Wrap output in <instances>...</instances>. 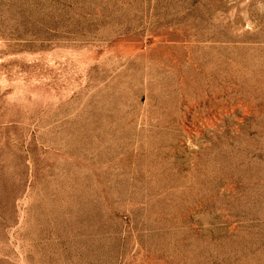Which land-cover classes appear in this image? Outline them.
<instances>
[{"label": "rangeland", "instance_id": "374dc122", "mask_svg": "<svg viewBox=\"0 0 264 264\" xmlns=\"http://www.w3.org/2000/svg\"><path fill=\"white\" fill-rule=\"evenodd\" d=\"M0 264H264V0H0Z\"/></svg>", "mask_w": 264, "mask_h": 264}]
</instances>
